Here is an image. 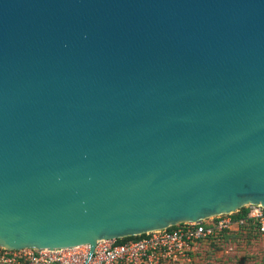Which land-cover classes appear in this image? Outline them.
Masks as SVG:
<instances>
[{"label":"water","instance_id":"water-1","mask_svg":"<svg viewBox=\"0 0 264 264\" xmlns=\"http://www.w3.org/2000/svg\"><path fill=\"white\" fill-rule=\"evenodd\" d=\"M264 206V0H0V246L53 249Z\"/></svg>","mask_w":264,"mask_h":264},{"label":"built area","instance_id":"built-area-1","mask_svg":"<svg viewBox=\"0 0 264 264\" xmlns=\"http://www.w3.org/2000/svg\"><path fill=\"white\" fill-rule=\"evenodd\" d=\"M222 231L264 237V206L246 203L234 211L179 221L124 241L98 239L90 255L87 244L39 250L0 246V264H187L203 242L221 246Z\"/></svg>","mask_w":264,"mask_h":264},{"label":"rangeland","instance_id":"rangeland-1","mask_svg":"<svg viewBox=\"0 0 264 264\" xmlns=\"http://www.w3.org/2000/svg\"><path fill=\"white\" fill-rule=\"evenodd\" d=\"M216 245L203 242L187 264H264V237L227 241Z\"/></svg>","mask_w":264,"mask_h":264},{"label":"trees","instance_id":"trees-1","mask_svg":"<svg viewBox=\"0 0 264 264\" xmlns=\"http://www.w3.org/2000/svg\"><path fill=\"white\" fill-rule=\"evenodd\" d=\"M136 236H134V235H130V236H124V237H121V238H118L117 240L118 241H124V240H126V239H129V238H135ZM243 237H245L246 238V240L248 241L251 237H253L252 235H251V232H249V234L248 235H246V236H244V234L241 232V231H239L238 233H233V234H231V233H228V232H226V231H222L221 232V234L219 235V240L221 241L220 243H224V242H227V241H239V240H241ZM211 243H213V242H211ZM214 244V243H213ZM217 245V244H216Z\"/></svg>","mask_w":264,"mask_h":264}]
</instances>
